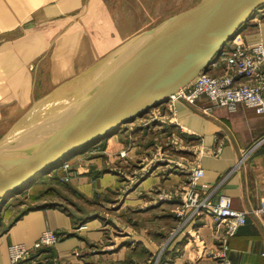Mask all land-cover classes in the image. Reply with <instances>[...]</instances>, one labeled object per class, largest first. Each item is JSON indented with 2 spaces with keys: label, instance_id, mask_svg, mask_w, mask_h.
Segmentation results:
<instances>
[{
  "label": "crops",
  "instance_id": "obj_1",
  "mask_svg": "<svg viewBox=\"0 0 264 264\" xmlns=\"http://www.w3.org/2000/svg\"><path fill=\"white\" fill-rule=\"evenodd\" d=\"M87 9V0H0V142L49 92L130 38L107 48L98 46V31L81 23L88 22L83 21ZM240 33L247 43L264 44V6ZM210 105L206 97L196 102L199 108ZM176 109L180 124L201 134L204 146L221 149L203 158L205 174L196 185L204 196L217 202L225 194L235 210L263 207L264 144H255L264 136V116L244 104L235 111L216 108L211 115L181 101ZM152 110L73 153L68 186L54 181L58 174H67L63 160L11 196L0 212V264L11 263V245L33 246L47 230L67 237L41 251L45 264H159L162 256L161 264H216L213 258L197 257L196 236L205 240L209 252L215 245L213 229L197 219H179L177 204L157 200L158 190L184 181L182 173L156 169L125 189L123 178L108 169L119 164L123 150L129 169L139 168L144 156L148 162L147 148L141 149L138 141L155 133L152 126L143 127ZM99 145L103 151L92 154ZM16 201L22 210L9 217ZM228 257L233 264H264V226L254 213L230 238Z\"/></svg>",
  "mask_w": 264,
  "mask_h": 264
},
{
  "label": "water",
  "instance_id": "obj_2",
  "mask_svg": "<svg viewBox=\"0 0 264 264\" xmlns=\"http://www.w3.org/2000/svg\"><path fill=\"white\" fill-rule=\"evenodd\" d=\"M263 6L264 0H201L59 85L43 98L59 94L49 112L0 142V202L76 151L166 104L207 72Z\"/></svg>",
  "mask_w": 264,
  "mask_h": 264
},
{
  "label": "built area",
  "instance_id": "obj_3",
  "mask_svg": "<svg viewBox=\"0 0 264 264\" xmlns=\"http://www.w3.org/2000/svg\"><path fill=\"white\" fill-rule=\"evenodd\" d=\"M201 97H206L211 105L197 107L196 102ZM178 101L204 115H211L216 108L235 111L240 104H244L264 116V44L247 43L238 32L214 58L207 72L201 73L166 104L154 108L149 118L143 121V127L152 126L154 135L162 139L156 141L157 152L148 156V162L143 158V164L137 169H109L123 178L125 189L132 188L135 182L151 175L156 169H164L169 174L176 171L182 173L184 181L169 189L158 190L157 200L176 203L179 219L185 222L197 219L202 226L213 229L215 245L209 252L205 240L196 236L197 257L213 258L216 264H233L228 257L230 238L246 224L251 213L258 216L264 226V206L253 211H241L232 208L231 198L225 194H221L217 202L210 201V196H204L196 185L205 174L203 158L207 155L216 156L221 149L204 146L201 134L187 130L180 124L176 117ZM263 144L264 136L256 142L255 148ZM126 154L125 150L118 154V166L124 167L126 162L128 164V158L124 159ZM248 154L244 155L243 160ZM71 166L72 163L68 162L62 165V169L67 172L61 176L62 182L71 181ZM66 237V234L47 230L33 246L13 244L9 247L10 264H45L41 251L55 246ZM195 262L190 260L187 264Z\"/></svg>",
  "mask_w": 264,
  "mask_h": 264
},
{
  "label": "rangeland",
  "instance_id": "obj_4",
  "mask_svg": "<svg viewBox=\"0 0 264 264\" xmlns=\"http://www.w3.org/2000/svg\"><path fill=\"white\" fill-rule=\"evenodd\" d=\"M198 1L199 0H87L88 9H87V14L83 15V21L87 20L88 22H81V23L84 26H86V28L88 29H92L94 27V29L98 31L96 36L98 37L100 36V42L98 43V46L101 43L103 47L107 48L109 46H114L119 44V42L123 41L127 37H131L134 34L152 28L153 26L157 25L159 21L161 22L167 19L168 17H171L173 15L186 11L191 7H194L198 3ZM57 95L58 93L51 96L47 100L46 99L43 100L42 98V100H40L37 103V105H35L31 109L32 112L30 114L28 113L29 115L28 114L25 115L26 117L24 118L23 120L24 122L22 123V125L23 126L25 125V127H27L31 123L38 120L39 119L38 117H41L47 112H49L57 101V97H56ZM22 125L18 124V122L13 124V126L6 132L2 140H4L7 137H10L11 135L21 133V131L23 130ZM154 134L155 133L148 134V138L143 137V139H141L140 137L138 141L141 142L142 145L141 149H143L144 147L147 148L146 156L155 154L157 152V149L155 147L156 141L159 142L162 141V139H160L159 136ZM143 144L145 145L143 146ZM102 151L103 150H100V145L97 148L93 147L91 150L92 154L101 153ZM127 158L129 157L126 154V157L124 159ZM143 158H145V156ZM65 160L70 163L73 162L71 159L69 160V158ZM141 163L143 162H140L139 164ZM124 164L125 167L118 166L119 164L118 165L115 164L109 166L108 169H115V170L119 168H123L125 170L129 169L130 166L128 167L127 162ZM82 169L83 168H79V170ZM51 172L55 173L56 170ZM77 174L78 172L76 173V175ZM62 175L64 174H58L56 178L60 179ZM50 185L51 184H49V186ZM47 186L48 183L45 184L43 188H46ZM54 186L56 185L54 184ZM61 190L63 191L64 189ZM63 192L67 197L72 198V194H70V192H68L67 190ZM10 198L8 200H10ZM56 199L59 201H63L61 203L64 204L67 203L63 199L62 200L59 198ZM4 202L6 206L7 199L1 200L0 212L3 208ZM20 203H21L20 201H16L15 203H13L15 204L14 206L11 205V208L9 209L11 215H9V217L16 216L17 213L22 210V208H20L19 206ZM22 203H26V201L23 199ZM143 225H144V221H143Z\"/></svg>",
  "mask_w": 264,
  "mask_h": 264
},
{
  "label": "trees",
  "instance_id": "obj_5",
  "mask_svg": "<svg viewBox=\"0 0 264 264\" xmlns=\"http://www.w3.org/2000/svg\"><path fill=\"white\" fill-rule=\"evenodd\" d=\"M119 165H120V161H119ZM124 167H125V165H124ZM53 174H56V172L55 173H53ZM50 175H52V174H50ZM56 179V178H55ZM54 179V181H56V183H59V184H61V185H63V186H68L69 184H70V182H68V183H65V182H62L60 179H56L55 180ZM8 203V202H7ZM171 203H173V202H171ZM174 204H176V203H174ZM21 212V211H20ZM164 252V251H163ZM164 255V254H163ZM162 258H163V256H162ZM162 258H161V260H160V262H159V264H161V262H162Z\"/></svg>",
  "mask_w": 264,
  "mask_h": 264
},
{
  "label": "bare ground",
  "instance_id": "obj_6",
  "mask_svg": "<svg viewBox=\"0 0 264 264\" xmlns=\"http://www.w3.org/2000/svg\"><path fill=\"white\" fill-rule=\"evenodd\" d=\"M240 31H241V30H240ZM240 31H239V32H240ZM71 156H72V155H70L68 158H70ZM68 158H65V159H68ZM65 159H63L64 161L61 160V161H63L62 165H63L65 162H68V161H66ZM61 161H60V162H61ZM68 163H70V162H68ZM55 170H56V169H55ZM55 170H52V171H55ZM44 173H46V171H45ZM44 173H43V174H44ZM13 194H14V193H13ZM13 194H12V195H13ZM12 195H11V196H12ZM11 196H10V197H11ZM10 197H9V198H10ZM9 198H8V199H9Z\"/></svg>",
  "mask_w": 264,
  "mask_h": 264
}]
</instances>
